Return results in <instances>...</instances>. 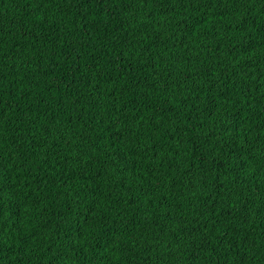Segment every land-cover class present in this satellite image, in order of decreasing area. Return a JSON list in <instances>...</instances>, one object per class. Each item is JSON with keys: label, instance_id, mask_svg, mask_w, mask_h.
I'll use <instances>...</instances> for the list:
<instances>
[{"label": "trees", "instance_id": "1", "mask_svg": "<svg viewBox=\"0 0 264 264\" xmlns=\"http://www.w3.org/2000/svg\"><path fill=\"white\" fill-rule=\"evenodd\" d=\"M0 264H264V0H0Z\"/></svg>", "mask_w": 264, "mask_h": 264}]
</instances>
